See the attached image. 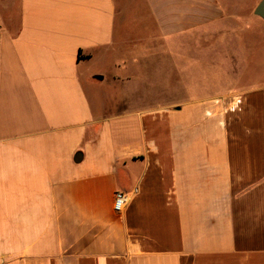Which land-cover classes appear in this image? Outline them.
<instances>
[{"label":"crops","instance_id":"crops-1","mask_svg":"<svg viewBox=\"0 0 264 264\" xmlns=\"http://www.w3.org/2000/svg\"><path fill=\"white\" fill-rule=\"evenodd\" d=\"M260 1L0 0V264H264Z\"/></svg>","mask_w":264,"mask_h":264},{"label":"rangeland","instance_id":"rangeland-1","mask_svg":"<svg viewBox=\"0 0 264 264\" xmlns=\"http://www.w3.org/2000/svg\"><path fill=\"white\" fill-rule=\"evenodd\" d=\"M243 1H245L247 5H250V0H238V5L242 6ZM258 1L259 0H256V2ZM238 16L240 17L237 18L236 24L232 25L236 32L235 39L232 38L230 41H227L223 36H216L203 41L192 40L189 41L191 45L182 47V50H185L183 54L185 58L190 56L187 59V64L191 66L196 64V61L191 56V54H196V50H219L225 48L226 44L229 43V47L236 54L235 65L232 63V66H236L238 74L244 75V73L247 74V72H245L246 69L249 71L251 70L253 71V77L252 81L249 83L254 85L264 84V79L261 78L259 71L261 64L260 52L263 49L262 47H264V21L259 18H250L249 16L247 19L243 15ZM178 50H180V48H178ZM242 84H244V82H242ZM237 88L242 89L245 87ZM206 90L210 89L188 87L183 94L179 93V95H183L186 99H191ZM212 90L224 92L227 89L221 88Z\"/></svg>","mask_w":264,"mask_h":264},{"label":"built area","instance_id":"built-area-1","mask_svg":"<svg viewBox=\"0 0 264 264\" xmlns=\"http://www.w3.org/2000/svg\"><path fill=\"white\" fill-rule=\"evenodd\" d=\"M129 202V195L123 191H118L115 194L114 210L116 213L121 214Z\"/></svg>","mask_w":264,"mask_h":264},{"label":"water","instance_id":"water-1","mask_svg":"<svg viewBox=\"0 0 264 264\" xmlns=\"http://www.w3.org/2000/svg\"><path fill=\"white\" fill-rule=\"evenodd\" d=\"M254 14L262 19H264V0H261L260 3L254 10Z\"/></svg>","mask_w":264,"mask_h":264}]
</instances>
